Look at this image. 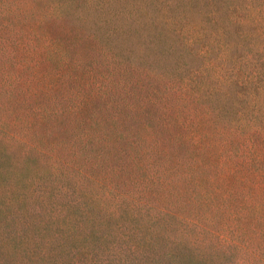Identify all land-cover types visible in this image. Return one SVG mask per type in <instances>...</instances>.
<instances>
[{
    "label": "trees",
    "instance_id": "trees-1",
    "mask_svg": "<svg viewBox=\"0 0 264 264\" xmlns=\"http://www.w3.org/2000/svg\"><path fill=\"white\" fill-rule=\"evenodd\" d=\"M32 2L0 0V264L264 259V0Z\"/></svg>",
    "mask_w": 264,
    "mask_h": 264
},
{
    "label": "rangeland",
    "instance_id": "rangeland-1",
    "mask_svg": "<svg viewBox=\"0 0 264 264\" xmlns=\"http://www.w3.org/2000/svg\"><path fill=\"white\" fill-rule=\"evenodd\" d=\"M31 5H34V7L37 9V12H41L43 11L44 9H46V2L45 0H33V2L31 3ZM53 21V23L50 25V24H47L46 27L44 26V32H48L52 35H60V36H64L66 33H69L68 32V28H69V25L67 24V22L65 21V19L63 18H60V19H54V20H51ZM261 41V38H258V41L257 43H260ZM3 110L2 108H0V118L3 116V114L1 113ZM7 121V120H6ZM252 124H249L246 129L247 130H250V128H254L253 126H258L260 129H261V133H264V125H259V121L253 123L252 121H250ZM261 126V127H260ZM5 129H7L8 131H10L11 128H9V125L8 123H5V126H4ZM22 132V131H20ZM258 141V144H259V147H260V150L262 151L263 155H264V136L259 137L256 139ZM22 148H24V143L23 142H13L12 145H11V151H13L14 153H18L22 150ZM252 154L254 155V153L252 152ZM257 162H260L257 160ZM262 205V204H261ZM260 209H257L253 212V218L251 220V222H249V227H248V230H249V234H252V235H255L253 234V231H256L257 233L261 234L262 232H264V225H262L259 220L264 218V207L260 206L259 207ZM258 210H261V212L263 214H258L257 211ZM170 212V211H169ZM166 216V221H172L174 217L178 216V215H175L171 212V214H167V215H164V217ZM219 220H222L224 221L223 217H221ZM227 221V224L225 223L223 226L222 225H212L209 226V227H203V231L201 233H193L194 235H196L197 239L200 241H202L201 243L204 244V249L205 251L207 250H210L212 248V246H214L215 244L217 243H220L219 240L212 236V231L214 230H217L219 231V228L221 230H226L229 228L230 225V222L232 220H229V217L225 220ZM202 227V226H201ZM223 227V228H221ZM192 234V235H193ZM256 238L253 240V243H255L258 247L259 246H263V248H261V250H263L264 252V235H260V236H255ZM231 252V250H229ZM232 257H235L236 260H238L240 263L242 261H240V258H242V253L240 252V250H238V252L235 254V252L231 253ZM234 258H232L233 260ZM248 260H250L249 263H241V264H264V259H261L260 257H256V256H249L248 257Z\"/></svg>",
    "mask_w": 264,
    "mask_h": 264
}]
</instances>
